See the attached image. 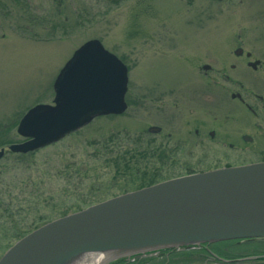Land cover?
<instances>
[{"label": "rangeland", "instance_id": "obj_1", "mask_svg": "<svg viewBox=\"0 0 264 264\" xmlns=\"http://www.w3.org/2000/svg\"><path fill=\"white\" fill-rule=\"evenodd\" d=\"M240 29L244 39L237 42L252 51L251 60L258 58L264 66V0H0V123L15 122L33 104L51 103L55 76L73 51L91 38L99 39L126 64L130 100L121 115L97 116L24 156L4 152L0 256L23 233L62 211L133 189L132 177L143 170L120 176L107 137L126 129L131 134L119 136L125 144L135 132L145 133L152 122L143 101L139 100V108L134 102L137 95H147L153 80L183 86L202 64L234 72L229 64L235 61L234 39ZM235 72L257 71L242 67ZM8 136L20 139L16 126ZM181 161L160 171L155 160L150 164L160 181L184 174ZM207 248L212 253L174 248L171 253L151 251L126 262L264 264V239L221 241Z\"/></svg>", "mask_w": 264, "mask_h": 264}, {"label": "water", "instance_id": "obj_2", "mask_svg": "<svg viewBox=\"0 0 264 264\" xmlns=\"http://www.w3.org/2000/svg\"><path fill=\"white\" fill-rule=\"evenodd\" d=\"M127 80L120 58L99 39L85 40L55 76L51 103L22 114L16 132L23 140L1 147L0 158L5 149L31 152L96 116L124 112ZM246 239H264V161L167 178L68 212L16 239L0 264H76L89 253L104 254L107 263Z\"/></svg>", "mask_w": 264, "mask_h": 264}, {"label": "flooded vegetation", "instance_id": "obj_3", "mask_svg": "<svg viewBox=\"0 0 264 264\" xmlns=\"http://www.w3.org/2000/svg\"><path fill=\"white\" fill-rule=\"evenodd\" d=\"M241 33L229 64L234 72L202 64L183 86L153 80L146 96L136 94L134 103L139 108L143 101L152 122L141 133L156 170L182 158L184 174L264 161V66L244 50ZM242 67L257 72H235Z\"/></svg>", "mask_w": 264, "mask_h": 264}, {"label": "trees", "instance_id": "obj_4", "mask_svg": "<svg viewBox=\"0 0 264 264\" xmlns=\"http://www.w3.org/2000/svg\"><path fill=\"white\" fill-rule=\"evenodd\" d=\"M22 114L23 113H21V115ZM21 115H19L16 118V120H14L15 122L0 123V147L7 146L11 142L20 140V139L14 138L12 136H8V134L11 132L13 127L16 126ZM110 116H112V115H110ZM117 132L118 133H117L116 137H115V134H112V135H109V137H107V139L112 140V142L110 140V143L113 146V150H111L110 155H115V156H114V159L112 158L111 161H112L113 166L116 167L115 169H117L120 176L127 178L128 176L129 177L134 176L133 173L135 171L138 172V171L143 170L141 175H139L137 178L133 179V177H132V180L135 183V185H134L135 187L133 189L140 188L142 186L150 185L152 183L157 182L158 181V173H156V174L154 173L156 168L154 169L153 166L149 164L151 162V160H153L154 156L151 155L150 148L148 146L149 143L146 141V139H144L145 137L143 136V134L141 132H137V133L135 132V134L133 135V138L129 142L123 144L122 142H119V136L124 138V137L129 136L131 133L128 132L126 129H123V130L119 129V130H117ZM119 146H124V148L121 149V147H119ZM20 155H23V154H20ZM141 166H143V168H146V170L142 169ZM127 190L128 189H125V190H123V192L127 191ZM89 204H91V203H88L87 205H89ZM80 208H82V207H79L75 210H78ZM66 213H68V211H62L60 216L66 214ZM36 226L37 225H35L34 227H36ZM238 241H240V240H228L227 242L237 243ZM207 247H211V245H208ZM207 247L204 245H199V246L194 247V248L197 249V251L200 250L202 252L199 254H203V253L206 254L208 251ZM160 251L161 252L164 251L163 253H171L173 251V249H166V250H160ZM184 254H186V253L184 252ZM110 264H130V263L121 259V260L114 261Z\"/></svg>", "mask_w": 264, "mask_h": 264}, {"label": "bare ground", "instance_id": "obj_5", "mask_svg": "<svg viewBox=\"0 0 264 264\" xmlns=\"http://www.w3.org/2000/svg\"><path fill=\"white\" fill-rule=\"evenodd\" d=\"M106 261V256L102 253H89L84 255L76 264H102Z\"/></svg>", "mask_w": 264, "mask_h": 264}]
</instances>
